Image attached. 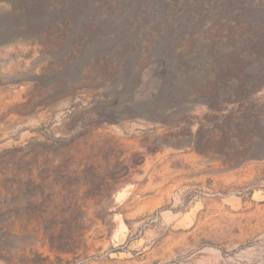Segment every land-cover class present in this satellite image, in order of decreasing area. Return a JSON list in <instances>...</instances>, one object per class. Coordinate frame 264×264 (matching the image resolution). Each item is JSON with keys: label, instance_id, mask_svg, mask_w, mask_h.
Returning <instances> with one entry per match:
<instances>
[{"label": "rangeland", "instance_id": "rangeland-1", "mask_svg": "<svg viewBox=\"0 0 264 264\" xmlns=\"http://www.w3.org/2000/svg\"><path fill=\"white\" fill-rule=\"evenodd\" d=\"M14 1L0 0V264H264V88L152 104L155 49L222 48L264 0H173L169 36L142 39L128 70L19 25ZM224 137L257 140L256 156Z\"/></svg>", "mask_w": 264, "mask_h": 264}, {"label": "trees", "instance_id": "trees-1", "mask_svg": "<svg viewBox=\"0 0 264 264\" xmlns=\"http://www.w3.org/2000/svg\"><path fill=\"white\" fill-rule=\"evenodd\" d=\"M178 4L173 0H15L11 3L10 17L21 26L44 31L48 38L57 34V39L62 40L60 47L82 49L83 54L100 57L106 65L108 58L118 56L128 70L139 55L142 39L151 33L156 36L158 30H163L166 38L169 36L167 16H171L172 8ZM222 15L227 23L232 20L229 13L219 15L213 23L218 24L219 30L224 25L220 24ZM247 22L253 27L240 35L230 32L225 36L227 44L219 49L206 44L210 45L207 51L197 48L194 53L185 54L176 50L173 41L166 50L155 49L152 74L157 86L152 104L188 105L202 86L206 92L213 89L214 97L227 89L251 95L260 93L264 88V17L254 13ZM152 120L165 122L162 117ZM196 136L195 144L199 148L203 135L199 141V134ZM224 140L226 144L236 145L245 156H256L253 152L258 147L257 140L227 137Z\"/></svg>", "mask_w": 264, "mask_h": 264}]
</instances>
